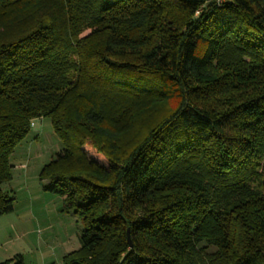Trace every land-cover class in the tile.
Returning a JSON list of instances; mask_svg holds the SVG:
<instances>
[{"label": "trees", "instance_id": "1", "mask_svg": "<svg viewBox=\"0 0 264 264\" xmlns=\"http://www.w3.org/2000/svg\"><path fill=\"white\" fill-rule=\"evenodd\" d=\"M36 118L62 264H264V0H0V216Z\"/></svg>", "mask_w": 264, "mask_h": 264}, {"label": "rangeland", "instance_id": "2", "mask_svg": "<svg viewBox=\"0 0 264 264\" xmlns=\"http://www.w3.org/2000/svg\"><path fill=\"white\" fill-rule=\"evenodd\" d=\"M33 121L10 157L12 179L2 184L15 207L0 216V263L22 254L24 264H60L65 254L81 246L83 221L73 211L63 210V196L45 190L48 181L39 177L62 149V141L50 118ZM85 149L91 159L109 165L93 147Z\"/></svg>", "mask_w": 264, "mask_h": 264}, {"label": "built area", "instance_id": "3", "mask_svg": "<svg viewBox=\"0 0 264 264\" xmlns=\"http://www.w3.org/2000/svg\"><path fill=\"white\" fill-rule=\"evenodd\" d=\"M32 125H34V121H32Z\"/></svg>", "mask_w": 264, "mask_h": 264}, {"label": "crops", "instance_id": "4", "mask_svg": "<svg viewBox=\"0 0 264 264\" xmlns=\"http://www.w3.org/2000/svg\"><path fill=\"white\" fill-rule=\"evenodd\" d=\"M60 264H62V262Z\"/></svg>", "mask_w": 264, "mask_h": 264}, {"label": "water", "instance_id": "5", "mask_svg": "<svg viewBox=\"0 0 264 264\" xmlns=\"http://www.w3.org/2000/svg\"><path fill=\"white\" fill-rule=\"evenodd\" d=\"M132 244V243H131Z\"/></svg>", "mask_w": 264, "mask_h": 264}]
</instances>
